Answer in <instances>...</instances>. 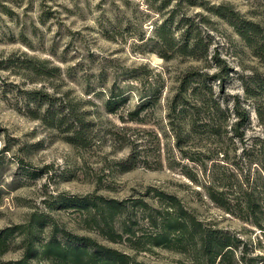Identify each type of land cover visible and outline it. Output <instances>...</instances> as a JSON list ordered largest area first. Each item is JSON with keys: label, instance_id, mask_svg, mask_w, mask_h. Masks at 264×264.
I'll list each match as a JSON object with an SVG mask.
<instances>
[{"label": "rangeland", "instance_id": "obj_1", "mask_svg": "<svg viewBox=\"0 0 264 264\" xmlns=\"http://www.w3.org/2000/svg\"><path fill=\"white\" fill-rule=\"evenodd\" d=\"M218 6L264 21V0H0V231L43 214L47 225L36 232L35 247L55 226L63 243L62 230L137 263L206 264L199 247L146 243L156 231L149 216L159 222L156 212L169 209L162 193L175 196L203 228L234 240L231 264H264V93L250 81L264 78V61L214 13ZM187 30L205 43L204 57L176 51ZM31 64L41 65V79L30 74ZM193 88L225 113L218 135L198 127L177 146L178 110L195 102ZM34 90L50 98L38 105ZM111 96L114 112L104 105ZM50 99L52 108L71 106L90 122L85 146L74 147L67 133L43 121ZM234 106L245 116L238 131ZM209 179L231 211L206 195ZM78 199L99 208L122 202L111 222L120 238L110 240L89 223ZM23 239L15 229L0 262L20 259ZM30 263L50 264L40 255Z\"/></svg>", "mask_w": 264, "mask_h": 264}, {"label": "trees", "instance_id": "obj_2", "mask_svg": "<svg viewBox=\"0 0 264 264\" xmlns=\"http://www.w3.org/2000/svg\"><path fill=\"white\" fill-rule=\"evenodd\" d=\"M214 13L226 20L230 26L235 29L237 35L246 44L247 47L251 48L254 55L260 60L264 61V21L263 20H253L248 18H239L237 14L232 11H224L222 6L214 8ZM263 21V22H262ZM162 33L159 36L160 42H166V33L164 28L161 29ZM173 46L170 48L172 49ZM176 51L189 55L193 58L204 57L206 53V45L202 39L195 34L191 37L188 30L181 34L180 44L175 48ZM216 57H214L215 59ZM29 72L36 79H41L42 71L41 65L31 64ZM218 77V80L222 77V74ZM198 79V78H197ZM200 80V79H198ZM203 80H200L203 83ZM250 81L254 88L258 91L264 93V78L258 74H254L250 77ZM198 88H193L191 92L197 98L195 102L191 104H184L180 106L178 112L181 117V125L177 128L176 145L179 146L183 141L194 138L197 134L198 127H204L209 134L218 135L220 128V116H222L225 111H223L217 103L211 98H206L205 96L198 94ZM246 93L254 92L245 86ZM256 91V90H255ZM35 101L40 105L44 98H50L48 93H43L40 90L31 91ZM49 107L45 110L46 118H43L44 122L51 127L62 129L63 132L67 133V140L74 147H83L87 144V136L90 132L89 124L86 122L84 117L79 114L73 107L66 106L60 103V108H52V99H50ZM105 107L109 112H114L115 99L114 96L107 98L104 102ZM144 104H139L136 110L131 112L138 118V112L142 109ZM63 107L65 110L63 111ZM234 114H236L240 120L234 122L233 126L235 131L245 121V116L243 112H238L237 106H234ZM169 110L172 112L175 110L174 105L169 106ZM212 110V111H210ZM36 111H34L35 113ZM201 114H205L204 122L200 125L197 124L198 118ZM35 117V116H34ZM183 131V132H182ZM194 179V178H192ZM205 189L206 195L219 206L225 208L226 211H231L227 206V202L222 198L223 192H219L214 183L209 180L202 184ZM251 193H247L246 197H250ZM160 200L167 201L168 210L163 212H156L158 214L159 222L157 218H152L149 216V221L151 226L156 229L154 233L146 237V243L151 246H163L166 248H180L182 245L191 246L193 248L203 249V254L206 257V264H214L216 258L221 260V264H231V249L232 246L229 244L231 238L225 236V234L219 232L218 230H212L211 228H203L200 221H198L191 213L186 211L184 207L180 204L175 196H166L162 193H158ZM166 196V197H165ZM75 203H80L81 210L87 213L89 216V223H93L101 233L106 231L108 239L115 240L120 238L119 234H115L112 230L111 222L113 218L118 213H121L123 206L122 202L106 201L103 203L102 208H99L94 203H90L86 199L74 200ZM143 208H147V204L143 202H137ZM93 207V208H92ZM92 208V209H91ZM246 208L250 213H254L255 205H250L246 203ZM95 211L94 214L91 211ZM239 213L243 212V208L238 209ZM47 217L43 214H31L29 222L26 226H15L12 228L3 229L0 231V254L7 249L6 239L11 236L15 229H18L20 233H24L25 248L23 255L20 259L6 261L0 264H31L30 260L37 255L42 256L50 264H142L137 263L128 255L121 253L115 249L105 247L98 244L89 237L73 235L69 232L62 230V237L65 239V243L61 242L57 238V228L55 226L51 229V235L45 242H40L38 247H35V234L37 231H41L46 227L45 223ZM24 230H23V229ZM22 229V230H21ZM124 232L130 233L127 228H124ZM223 234V235H221ZM143 237H140L141 239ZM138 239V240H139ZM137 240V241H138ZM234 242V240H232ZM137 243V242H135ZM134 243V244H135ZM135 245H138L135 244ZM227 261L228 263L224 262ZM204 263V262H203ZM197 262V264H203Z\"/></svg>", "mask_w": 264, "mask_h": 264}]
</instances>
